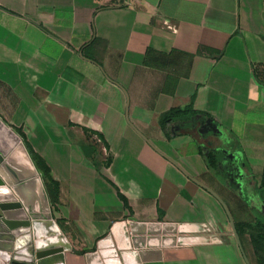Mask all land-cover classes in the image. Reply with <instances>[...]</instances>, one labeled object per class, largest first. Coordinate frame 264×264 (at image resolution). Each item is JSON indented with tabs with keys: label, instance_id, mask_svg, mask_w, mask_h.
Here are the masks:
<instances>
[{
	"label": "crops",
	"instance_id": "0c3cea01",
	"mask_svg": "<svg viewBox=\"0 0 264 264\" xmlns=\"http://www.w3.org/2000/svg\"><path fill=\"white\" fill-rule=\"evenodd\" d=\"M192 101L214 128L169 139L161 115ZM0 119L59 183L66 264H123L108 244L130 243L132 219L224 239L143 264H258L191 178L236 224L264 215V0H0Z\"/></svg>",
	"mask_w": 264,
	"mask_h": 264
},
{
	"label": "water",
	"instance_id": "95a60500",
	"mask_svg": "<svg viewBox=\"0 0 264 264\" xmlns=\"http://www.w3.org/2000/svg\"><path fill=\"white\" fill-rule=\"evenodd\" d=\"M191 180L224 207L234 239L244 252L236 223L224 200L198 180ZM128 227L132 235L130 243L108 244L110 255L115 259L120 257L123 264H143L155 256L160 260L162 252L155 249L218 244L224 240L212 226L204 224H145L132 219ZM146 234L148 239L144 238ZM72 251V245L53 217L44 180L30 152L22 138L0 119V264H66L65 253ZM245 260L251 264L246 256Z\"/></svg>",
	"mask_w": 264,
	"mask_h": 264
},
{
	"label": "trees",
	"instance_id": "16d2710c",
	"mask_svg": "<svg viewBox=\"0 0 264 264\" xmlns=\"http://www.w3.org/2000/svg\"><path fill=\"white\" fill-rule=\"evenodd\" d=\"M151 55H153V52L148 51V59ZM159 125L167 133L169 139L182 134H190L192 132H197L196 134L203 136L206 130L214 128L210 116L206 113L196 111L193 107V101L184 109L173 108L162 114ZM16 132L22 138L37 169L42 175L52 206L57 205L60 191L59 183L52 178L50 168L40 155L34 151L27 136L21 130H16ZM222 158V153L220 154L210 151L207 154L205 160L210 171L219 173ZM262 196L264 199V192H262ZM120 198L126 203V205H128L126 199L122 195H120ZM236 227L242 239L243 233L249 231L252 246L258 255V264H264V215H259L254 222H247L244 224L238 223L236 224Z\"/></svg>",
	"mask_w": 264,
	"mask_h": 264
},
{
	"label": "rangeland",
	"instance_id": "374dc122",
	"mask_svg": "<svg viewBox=\"0 0 264 264\" xmlns=\"http://www.w3.org/2000/svg\"><path fill=\"white\" fill-rule=\"evenodd\" d=\"M233 154L231 153V152H229V153H227V161L229 162L230 160H236V158H235V156H233L232 158H231V156H232ZM239 174V173H238ZM240 175V174H239ZM52 205V204H51Z\"/></svg>",
	"mask_w": 264,
	"mask_h": 264
}]
</instances>
